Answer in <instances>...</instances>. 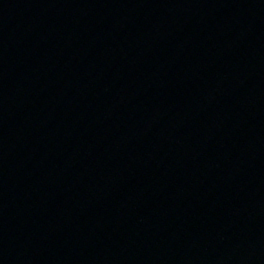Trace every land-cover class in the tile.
Instances as JSON below:
<instances>
[{"label":"water","instance_id":"water-1","mask_svg":"<svg viewBox=\"0 0 264 264\" xmlns=\"http://www.w3.org/2000/svg\"><path fill=\"white\" fill-rule=\"evenodd\" d=\"M0 264H264V0H0Z\"/></svg>","mask_w":264,"mask_h":264}]
</instances>
